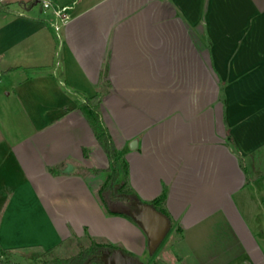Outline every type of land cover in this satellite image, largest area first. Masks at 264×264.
<instances>
[{
  "label": "crops",
  "instance_id": "crops-1",
  "mask_svg": "<svg viewBox=\"0 0 264 264\" xmlns=\"http://www.w3.org/2000/svg\"><path fill=\"white\" fill-rule=\"evenodd\" d=\"M1 1L0 263L87 232L152 254L100 201L110 162L82 110L99 96L132 189H167L157 258L264 264V0H54L74 6L62 46L39 0Z\"/></svg>",
  "mask_w": 264,
  "mask_h": 264
},
{
  "label": "trees",
  "instance_id": "trees-1",
  "mask_svg": "<svg viewBox=\"0 0 264 264\" xmlns=\"http://www.w3.org/2000/svg\"><path fill=\"white\" fill-rule=\"evenodd\" d=\"M101 97H96L93 101H88L83 106V113L90 124L99 145L106 153L110 166L104 170L105 179L99 189V198L106 213L109 216H122L135 223V214L144 205H151L157 211L167 216L165 203L167 199V189L165 188L157 199L147 203L143 201L132 189L129 181V164L122 157L108 135L102 122L99 107ZM231 141V137H229ZM95 173L102 171L96 170ZM123 203L127 206V211H116L112 208L113 204ZM181 237L178 236V239ZM79 244V252L73 256L60 257L58 251L65 246V242L45 251L40 262L34 264H105L108 253L119 249L109 243H102L91 240L89 246H84L80 239H76ZM124 252V251H123ZM2 255L11 256L9 251L2 250ZM127 254V252H124ZM128 255V254H127ZM8 262V261H6ZM10 263V262H8ZM2 264V263H1Z\"/></svg>",
  "mask_w": 264,
  "mask_h": 264
},
{
  "label": "water",
  "instance_id": "water-1",
  "mask_svg": "<svg viewBox=\"0 0 264 264\" xmlns=\"http://www.w3.org/2000/svg\"><path fill=\"white\" fill-rule=\"evenodd\" d=\"M137 141L132 142L131 148L135 149ZM72 167H69V171ZM135 220L146 233L149 239V250L155 253L165 238L170 229L171 222L167 216L157 211L151 205L142 206L135 214ZM105 264H144L141 259L125 254L121 249H117L112 253H108V258Z\"/></svg>",
  "mask_w": 264,
  "mask_h": 264
},
{
  "label": "rangeland",
  "instance_id": "rangeland-1",
  "mask_svg": "<svg viewBox=\"0 0 264 264\" xmlns=\"http://www.w3.org/2000/svg\"><path fill=\"white\" fill-rule=\"evenodd\" d=\"M112 208L116 211H127V206L123 203L113 204ZM119 217H121V216H119ZM169 235L167 236V238L169 237ZM167 238H165V240L163 241V243L161 244V246L159 247V249L155 253L146 254V255L142 256L141 260L144 264H166V260L159 259L157 257H158V255H161L165 251ZM76 239H77V237L71 239L70 241L68 240L65 243V246L58 251V255L60 257H68V256H73V255L77 254L79 252V244H78ZM78 239H80L82 241L84 246H89L91 243V240L103 242V240H101V239H92L89 235V232L85 233L84 236H82ZM160 251H161V253H160ZM42 255L39 256L34 261L24 260V261H21L20 264H34L35 262H40L42 259ZM12 260H13L12 256H6V258H5V261H8L10 263L12 262Z\"/></svg>",
  "mask_w": 264,
  "mask_h": 264
},
{
  "label": "built area",
  "instance_id": "built-area-1",
  "mask_svg": "<svg viewBox=\"0 0 264 264\" xmlns=\"http://www.w3.org/2000/svg\"><path fill=\"white\" fill-rule=\"evenodd\" d=\"M0 0V4H1ZM42 13L48 25L53 29L60 45L63 44V33L65 27L72 20L73 5L62 6L54 2V0H39ZM1 264V263H0Z\"/></svg>",
  "mask_w": 264,
  "mask_h": 264
}]
</instances>
